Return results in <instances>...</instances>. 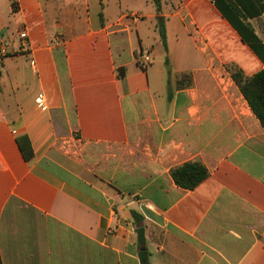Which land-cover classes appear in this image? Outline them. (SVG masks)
<instances>
[{
	"label": "crops",
	"instance_id": "0c3cea01",
	"mask_svg": "<svg viewBox=\"0 0 264 264\" xmlns=\"http://www.w3.org/2000/svg\"><path fill=\"white\" fill-rule=\"evenodd\" d=\"M230 66L264 69V0H0L1 264H264V128Z\"/></svg>",
	"mask_w": 264,
	"mask_h": 264
},
{
	"label": "trees",
	"instance_id": "16d2710c",
	"mask_svg": "<svg viewBox=\"0 0 264 264\" xmlns=\"http://www.w3.org/2000/svg\"><path fill=\"white\" fill-rule=\"evenodd\" d=\"M102 0H100L101 3ZM157 13L160 12L161 0H152ZM101 17V13H100ZM156 29L165 52H167L166 32L164 18L161 16L156 17ZM167 62V59H166ZM229 71L231 76L238 86L243 97L247 101L250 109L259 120L261 126L264 128V69H261L251 76H245L242 71L235 67L230 66ZM121 74V73H120ZM18 146L23 153L25 159H28L32 153L29 140L26 136L16 139ZM23 141L25 145L23 146ZM170 175L174 183L184 189H193L202 180L208 176L207 169L197 161H187L180 165L174 166L170 169ZM132 217L136 223V231L138 235V242H143V217L132 211ZM141 264H149L147 256L144 252H140ZM1 264V259H0Z\"/></svg>",
	"mask_w": 264,
	"mask_h": 264
},
{
	"label": "built area",
	"instance_id": "2783aa9c",
	"mask_svg": "<svg viewBox=\"0 0 264 264\" xmlns=\"http://www.w3.org/2000/svg\"><path fill=\"white\" fill-rule=\"evenodd\" d=\"M26 37H27V34L25 31H22L18 34V38L21 42V46L24 42H26ZM151 61V56L150 54L145 51V52H141L138 57H137V62L138 64H140L141 66H146L149 62ZM36 100L38 102H42V97L41 95H38V97L36 98Z\"/></svg>",
	"mask_w": 264,
	"mask_h": 264
},
{
	"label": "rangeland",
	"instance_id": "374dc122",
	"mask_svg": "<svg viewBox=\"0 0 264 264\" xmlns=\"http://www.w3.org/2000/svg\"><path fill=\"white\" fill-rule=\"evenodd\" d=\"M114 6H115V9L118 8L116 4H114ZM168 66L169 64H166L165 69H167Z\"/></svg>",
	"mask_w": 264,
	"mask_h": 264
}]
</instances>
